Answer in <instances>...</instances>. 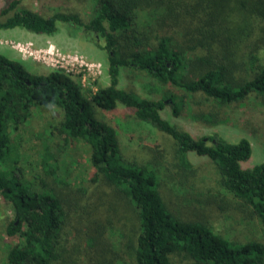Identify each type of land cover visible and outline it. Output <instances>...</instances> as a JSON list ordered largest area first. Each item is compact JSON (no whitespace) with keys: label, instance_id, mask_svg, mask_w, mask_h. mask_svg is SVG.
<instances>
[{"label":"trees","instance_id":"obj_1","mask_svg":"<svg viewBox=\"0 0 264 264\" xmlns=\"http://www.w3.org/2000/svg\"><path fill=\"white\" fill-rule=\"evenodd\" d=\"M23 1H4L0 29L53 35L64 24L70 34L79 30L101 39L97 44L107 55L108 84L87 95L63 70L32 73L22 61L0 53V195L14 216L6 234L18 236L5 264H77L81 254L86 264H117V253L104 256L110 244L106 233L113 227L108 217L120 211L130 227L122 242L123 264H264V162L241 166L252 152L249 140L229 142L215 132L194 137L160 113L170 107L178 116L191 100L169 91L148 98L118 86L121 71L131 69L218 106L252 97L264 103V0H91L85 18L74 11L43 15ZM198 49L201 54L190 56ZM118 104L173 140L175 172L159 176L158 158L139 163L125 157L115 128L95 111ZM47 105L59 110L57 132L89 147L92 172L80 189L72 190L59 177L48 153L39 160L41 173L21 174L29 186L4 178L15 176L5 158L9 129L17 131L33 106ZM195 118L210 124L221 120L211 112ZM189 152L213 164L222 194L219 199L208 189L196 202L209 206L229 198L234 210L257 219L255 239L231 240L207 222L173 212L160 187L168 184L175 198L178 192L185 196L186 187L193 190L188 181L196 168Z\"/></svg>","mask_w":264,"mask_h":264},{"label":"rangeland","instance_id":"obj_2","mask_svg":"<svg viewBox=\"0 0 264 264\" xmlns=\"http://www.w3.org/2000/svg\"><path fill=\"white\" fill-rule=\"evenodd\" d=\"M4 1L0 0V7ZM22 5L43 15L55 11H74L85 18L91 11V0H24ZM66 27L64 24H59L58 31L53 35L35 34L17 27L0 29V53L10 59L22 61L32 73L36 74H46L55 69L65 71L61 64H71L74 62V57L78 61L81 60L82 63H99V74L95 76L88 75L89 71L87 72L86 69L76 64H73L74 71L67 72L81 84L89 95L87 90L94 92L97 87L108 84L107 55L97 44H101L103 41L92 38L79 30L70 34ZM23 51L28 54H23ZM194 54H201V50L193 51L190 56ZM62 57L64 59L61 62ZM77 71L85 72L86 76L83 81ZM118 86L132 89L148 98H157L162 91H169L177 93L186 101L191 100L190 105L181 108L178 116L172 115L170 107H165L160 113L171 123L194 137L213 132L218 133L229 142H237L241 137H245L251 144L252 152L245 162L240 163L241 166L249 167L264 162V103H261L260 100L252 97L245 102L218 106L212 100H206L201 94H196L192 98L188 97L173 86H161L145 72L131 69L121 71ZM195 102L199 104H195ZM95 111L100 119L115 128L121 150L127 159L148 163L158 158L159 176H163L167 170L175 172L173 167L175 162L174 142L168 135L156 130L148 123L138 120L132 109L121 104L110 111L100 108H96ZM201 112L214 113L221 120L210 124L195 118ZM59 119L60 113L57 107L53 105L33 106L30 116L17 131L11 132L9 129L11 143L5 153V158L10 163L15 176H4L6 180H11L13 177L12 180H18V186H29L23 182L21 174L23 177L25 174L26 178H31L34 173H41L39 160L44 153H48L56 161L55 169L60 175L59 177L64 178L72 190L80 189L83 186L92 172L89 163V147L81 140H74L58 133L55 126ZM187 157L196 168L195 173L190 176L188 181L192 184L188 187L193 190L186 187L185 196L178 192L179 195L175 198L168 184L160 187L163 198L173 212L185 219L207 222L216 233L231 240L243 242L255 239L260 233L257 219L249 212L239 213L234 210L235 203L229 198H225L221 204L215 202L209 206L202 202H196L201 197L203 198L201 193H205L208 189L215 192L219 199L222 194L215 183L216 175L213 164L207 158L197 156L192 152H189ZM14 162L16 163L14 164ZM186 200L190 203L188 204ZM122 216L123 213L120 211L118 216L112 219L108 217L112 221L109 225L113 227L109 228L110 231L106 233L110 244L109 252H106L104 258H109L117 253V264H123L126 260L125 255L121 253V248L123 237L130 234V227L123 224L125 221ZM13 217L10 204L0 195V264L6 263L7 249L18 240L17 235L8 236L6 234L7 224ZM77 254L73 253L75 257ZM77 257H79L77 264H86L84 254Z\"/></svg>","mask_w":264,"mask_h":264},{"label":"built area","instance_id":"obj_3","mask_svg":"<svg viewBox=\"0 0 264 264\" xmlns=\"http://www.w3.org/2000/svg\"><path fill=\"white\" fill-rule=\"evenodd\" d=\"M50 53V52H49ZM23 54H28V53H25L23 51ZM29 54H31V52L29 51ZM62 59H64L63 57L61 58V62L63 61ZM74 62H72L71 64H68L66 63V65H64L63 63L61 64V66L65 69V73H67L68 71H74V65L73 64H76L78 65L79 67H83V69H86L87 72H88V75H96V74H99V63H82L81 60H77L76 57H74ZM69 66V67H68ZM94 71V72H93ZM78 74H80L79 76L81 77L82 81L85 79V72L84 71H81L79 73V71H77Z\"/></svg>","mask_w":264,"mask_h":264}]
</instances>
